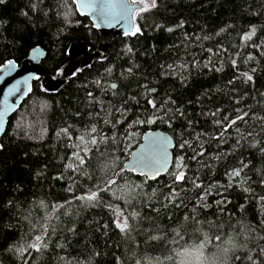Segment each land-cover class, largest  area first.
<instances>
[{"label":"trees","instance_id":"16d2710c","mask_svg":"<svg viewBox=\"0 0 264 264\" xmlns=\"http://www.w3.org/2000/svg\"><path fill=\"white\" fill-rule=\"evenodd\" d=\"M157 5L137 18L140 33L113 39L106 58L96 59L57 93L44 91L40 81H35L30 95L10 118L0 149V264H23L22 258L8 251L9 246L29 242L32 224L39 226L44 223L45 216L53 218L61 214L63 209L53 211L52 206L71 199L72 194L66 190L71 183L68 179L71 173L65 165L70 162L73 149L68 147L69 141L61 129L71 126L72 142L75 143L80 134L77 129L83 131L89 122V113L99 111L100 104L96 101L109 110L111 106L119 107L127 101V107L131 109L126 114L128 120L137 116L143 119L153 112L156 115L162 113L148 105V99H154L158 109L167 101L164 109L169 110V114L176 109L184 113L177 116L171 127L157 120L151 125L131 129L141 135L132 141L128 153L117 154L122 160L129 159L130 152L149 129L168 131L176 142L175 157L185 156L188 176L198 171L204 186L214 185L208 188L210 195L206 198L211 207L197 209L200 218L222 225L211 230L207 224L202 225L200 233H193L189 243L195 241L197 235L202 239L203 233L210 237L222 236V241L213 238L204 248L205 256L212 264H223L222 249L228 247L229 237L247 243V248L235 252L237 256L245 257L249 248L264 247V240L259 239L264 236V224H261L264 202L258 200L264 195V184L261 183L264 180V153L259 150L264 147V123L253 119V113L264 116V96L261 95L264 93V55L252 42L245 44L240 39L244 32L255 26L252 40L256 44L264 41V0H157ZM77 39L85 41L94 50L100 42V34L87 17L79 15L73 0H0V65L10 59L20 62L33 47L40 45L47 51L45 67L56 74L54 70L68 60V48ZM221 46L227 52L220 50L217 53ZM128 47L133 50L131 53L127 51ZM250 53L254 59L244 63ZM232 59L237 60L238 68L232 67ZM169 64L173 65L172 69L166 67ZM130 67L132 72L128 73ZM108 68L112 69L111 73L105 71ZM242 72H248L252 81L245 83L240 75ZM96 80H100L99 86ZM113 83L117 85L115 90L110 88ZM144 86L156 91L146 92ZM101 88L107 91L102 92ZM114 91L118 93L115 96L112 95ZM88 92L93 93L95 100L87 96ZM236 108L249 112L245 117L247 123L238 121L237 125L242 131H253L255 136L247 137L238 146L235 127L230 128L223 143L218 145L216 141L207 140L205 155L197 160L188 159L193 155L191 149L178 146L180 133L188 128L187 122L192 121L193 134L203 130L211 136L220 131L213 120L222 116L233 118ZM212 112H217L215 118L210 115ZM92 119H95L94 115ZM109 128L105 126L106 131ZM125 129L126 125H118L115 131L122 133ZM184 138L191 139V136L185 132ZM254 140L260 143L254 144ZM217 153L220 159H216ZM225 153L230 154L225 156ZM240 160L248 167L229 188L224 172L238 166ZM124 181L119 182L121 190L117 195L129 198L135 196L132 189L136 185L150 191L148 185L160 187L170 183V178L165 174L157 181L145 182V177L129 172L124 174ZM79 183L88 182L81 180ZM181 187L187 191L182 193L184 206L180 208L171 205L162 208L154 200L152 208L157 211H153L147 204L137 202L139 197L133 199L132 204L141 217L152 219L137 218L132 222L134 230L127 235L113 223L114 213L125 208L124 199L117 200L106 193L103 203L96 207L72 201L69 216L61 214L59 221L50 220L57 226V232L51 236L49 248L43 253L26 254L25 259L28 264H117V258L120 264H136V261L140 264H171L165 256L179 250L177 244L171 243L176 238L172 229L176 228L182 237L185 236L180 223L182 216L191 212L197 193L202 191L193 189L191 184ZM244 187L250 191H243ZM81 190L74 186L76 195ZM224 198L227 203L218 207L215 202ZM104 203H111L113 208L104 207ZM131 210L125 208L126 212ZM150 227L154 229L151 234L163 235L164 239L148 241L144 229ZM68 228L74 230L69 232ZM188 231L191 232V228ZM245 237H248L247 241ZM57 244L62 247H56ZM178 244L187 246L184 239H179ZM228 264H248V261L229 259Z\"/></svg>","mask_w":264,"mask_h":264},{"label":"snow or ice","instance_id":"6c2138e0","mask_svg":"<svg viewBox=\"0 0 264 264\" xmlns=\"http://www.w3.org/2000/svg\"><path fill=\"white\" fill-rule=\"evenodd\" d=\"M73 2L76 4V11L81 15L85 14V12H91L97 25L100 23H107L111 26L112 22L125 25V36L140 33V26L135 23H130V21H136L141 14L149 12L158 6L157 0H73ZM157 27H159V25H157ZM171 30L172 29H168V31ZM221 31H223V29H221ZM255 33L256 28L252 26L249 31L242 34L240 39L244 41L245 44L252 42V45L260 49L261 54L264 55V41H262L261 44H256L252 40ZM204 39H208V37H204ZM220 50L227 52V49H222V46L218 48L217 53ZM33 51L37 50L34 49ZM127 51L131 53L133 50L128 47ZM208 51L212 52V49L209 48ZM217 53L213 54L216 55ZM236 55H239V52H237ZM253 59L254 56L250 53L244 60V63ZM14 64L15 62L13 60H7L5 63L6 71H10ZM231 65L234 68L239 67L236 59L231 60ZM86 66L90 67V65ZM161 67L164 68L165 66L162 65ZM166 67L172 69L173 65L169 64ZM181 67L186 66L181 65ZM216 70L219 71L220 69L217 68ZM54 71L56 76L67 79L68 76L76 77L83 69L65 66L56 68ZM105 71L111 73L112 69L108 68ZM252 71L254 72L255 69H252ZM127 72L131 73L132 68H128ZM240 75L244 78L245 83L253 79L248 72H242ZM32 78L39 80V76H34ZM235 78L238 77H234V79ZM28 79L29 77H25L22 81L17 80L10 86L8 92L20 91V85L22 83L27 84ZM95 83L99 86L101 82L100 80H96ZM229 83H232V81H229ZM144 87L146 92L156 91L154 88L148 89L147 86ZM110 88L115 90L117 89V85L113 83L110 85ZM31 91L32 88L28 87L24 95H27ZM101 91L106 92L107 89L101 88ZM117 94L116 91L112 93L113 96ZM261 95L264 96V93H261ZM87 96L95 100L92 92H88ZM129 99L136 100L135 97H130ZM136 102L137 104L139 103V101ZM96 103L100 104L99 111L94 114L89 113V122L83 127V131L77 129V132H80V134L76 136L75 143L72 142L73 135L70 133L71 126L61 129V133L66 135L69 141L68 147L73 149L70 153V162L65 165V168L71 173L68 177L71 183L66 190L72 195L71 199L65 200L63 204L58 203L53 205V211L63 209L61 214L63 216H69L71 214L69 209L71 208L72 201L80 202L82 206L96 207L103 203L104 194L107 193L114 199H124L125 208L132 209L130 212H126L125 208H120L118 212L114 213L116 219L113 223L116 228L127 235L134 230L132 222L137 221V218H146L149 221L152 219L151 217H141V213L137 211L132 204L133 199L139 197L140 199L137 202L147 204L149 208H152L151 202L154 200L156 203H160L162 208H168L169 205L174 208H180L184 206L182 193L187 191V188L181 187V185L191 184L193 189H202V191L197 193L191 212H186L182 216L180 223L185 232V236L182 237L180 231H177L176 228L172 229L176 238L172 239L171 243L177 244L179 250L173 251L172 255L165 256V259L170 261L171 264H200L199 258L203 255V250L210 240L214 238L216 241L220 242L223 239L220 235L210 237L208 233H203L202 239L197 235L196 240L189 243L192 234L200 233V228L204 224H207L210 230L212 227H222V225L214 224L213 221L201 219L197 212L198 208L204 209L211 207V205L206 202V198L210 195L208 188L214 185L204 186L198 171L193 176L189 177L186 171L188 165L184 162L185 156L177 155L173 161L169 153V149L173 147L172 137L159 132H144L142 134V142L138 141L135 150L130 152V159L126 158L122 160L121 155L117 154L128 153L132 148V141L136 140V137L141 135L139 132L131 131V129H135L137 126L143 124L151 125L157 120H161L171 127L177 116H183L184 113L176 109L172 114H169V110L164 109V103H167V101L162 103L158 109L156 101L154 99H148L147 104L151 105L154 110H162V113L156 115V113L153 112L151 116H146L143 119L137 116L133 120H128L126 114L130 112L131 109L127 107V101L119 107L114 105L111 106V110L100 101H96ZM172 103H174V101ZM237 103H239V101H237ZM77 115H79V113H77ZM93 115L95 116L94 120L92 119ZM210 115L215 118L217 112H212ZM248 115L249 112L236 108L233 118L222 116L219 119H214L213 124L219 127L220 131L211 136L203 130L193 134L191 130L192 121L189 120L187 122L188 128L180 133L181 140L178 146L180 149H191L193 155L188 157V159L197 160L198 157H203L205 155L207 150L204 147V143L207 142V140L216 141L219 145L224 142L226 133L233 127H235V133L238 137L235 143L239 146L242 140H245L247 137L255 136L253 131H242L237 125L238 121L242 124H246L247 121L245 117ZM253 119L264 123V116L258 117L253 113ZM118 125H126L125 131L122 133L115 131ZM105 126H110L108 131L105 130ZM109 131L111 135L108 134ZM262 131H264V129H262ZM185 132L191 136V139L184 138ZM256 143H260V141L254 140V144ZM0 147H2V145H0ZM259 150L264 153V147H261ZM228 154L230 153H225L224 155L226 156ZM216 159H220L219 153H217ZM170 163L173 165L171 171H169ZM205 167H208V165H205ZM247 167V163L240 160L238 166L228 168L224 172V175L228 177L227 187H232L233 183L237 182V179L241 177L243 169ZM129 172L138 173L140 176L145 177V182L148 180L157 181V178L161 176L162 173H167L170 178V183L163 184L160 187L148 185L151 189L150 191H144L141 185H136L132 189V191L135 192V196L123 198V196L117 195V191L121 190L119 182L124 181V174ZM73 177H75V179ZM81 180L87 181L88 183L80 184L79 182ZM261 183L264 184V180H261ZM124 185L127 186V181H124ZM74 186L82 188L79 195L75 194ZM219 187L224 186L220 185ZM136 189H140V191L137 192ZM243 191L248 192L250 188L244 187ZM258 200L264 202V195L259 196ZM41 203L43 204V202ZM189 203L192 202L190 201ZM215 203L219 207L221 204L227 203V200L224 198ZM104 207L112 209L113 205L111 203H104ZM241 208H243V205H241ZM152 210L157 211L155 208H152ZM220 211H223V209L221 208ZM61 214L53 218L45 216L44 223H41L39 226L32 224V235L29 237V242L10 245L8 251L22 258L23 264H28V261L25 259L26 254L31 255L33 251L36 253H43L49 248V240L51 236L55 235L57 232V226L51 223L50 220L55 219L59 221ZM169 219H171V217H169ZM261 224H264V220H261ZM189 228H191V232L188 231ZM73 230L74 228L67 229L69 232ZM153 230L154 229L151 227L144 229L148 241H161L164 239L163 235L151 234ZM237 235L240 234L238 233ZM179 239H184V243L187 246L179 245ZM247 239L248 237H245V241H247ZM259 239L264 240V236H260ZM227 244L228 247L222 249L224 254L223 264H228L229 259H234L236 261L246 259L248 264H264V247L249 248L247 249L246 256L241 257L235 255V252L239 249L247 248L246 242L241 243L236 237H229ZM56 247L62 246L57 244ZM230 253H232L231 257L229 256ZM117 264H120L119 258H117ZM136 264H140V261H136Z\"/></svg>","mask_w":264,"mask_h":264},{"label":"water","instance_id":"95a60500","mask_svg":"<svg viewBox=\"0 0 264 264\" xmlns=\"http://www.w3.org/2000/svg\"><path fill=\"white\" fill-rule=\"evenodd\" d=\"M79 15L81 14L79 13ZM81 16L87 17L90 20L93 29L99 32L100 42L96 49L92 50L91 47L83 40L77 39L72 41L68 48V60L62 67L68 66L69 68L79 67L85 69L88 67L86 65L91 66L96 59L102 60L106 58L113 39L119 36L127 37L124 35L126 26L123 24L112 22L111 26L107 23H100L97 25V22L91 12H85V14ZM130 23H135L139 26L137 20L134 22L130 21ZM34 49L37 51H33ZM46 56V49L37 45L29 51L28 55L22 61L18 62L15 59H10L15 62L10 71H6L5 69L6 62L0 65V145L2 144V139L8 128L10 118L20 109L25 99L32 91L27 95H24V93L27 91L28 87H31L33 90L34 82L37 80L32 77L39 76L38 81L41 82L43 89L49 93H57L65 84L68 83L70 79L75 78L68 76V78L65 79L63 77L56 76V74L50 73L44 65ZM25 77H29V79L27 84L22 83L20 85V91L12 93L8 92V89L12 84H14L17 80L22 81ZM146 132H159L172 137L173 147L169 149V153L170 157L174 161V149L176 147L174 137L168 131L163 129H150ZM135 148L136 147L132 150H135ZM130 158L131 157L129 155V159ZM172 167L173 165L170 163L169 171ZM135 174L139 175L138 173ZM165 174L167 173H162L161 176Z\"/></svg>","mask_w":264,"mask_h":264},{"label":"rangeland","instance_id":"374dc122","mask_svg":"<svg viewBox=\"0 0 264 264\" xmlns=\"http://www.w3.org/2000/svg\"><path fill=\"white\" fill-rule=\"evenodd\" d=\"M200 264H212L211 261L206 258L204 250H203V255L199 258Z\"/></svg>","mask_w":264,"mask_h":264},{"label":"bare ground","instance_id":"6f19581e","mask_svg":"<svg viewBox=\"0 0 264 264\" xmlns=\"http://www.w3.org/2000/svg\"><path fill=\"white\" fill-rule=\"evenodd\" d=\"M40 84H41V82H40ZM41 88L43 89L42 84H41ZM43 90H44V89H43ZM44 91H45V90H44ZM46 92H47V91H46ZM149 130H150V129H149ZM147 131H148V130H147ZM145 132H146V131H145ZM141 141H142V137H141ZM141 141H140V142H141Z\"/></svg>","mask_w":264,"mask_h":264}]
</instances>
